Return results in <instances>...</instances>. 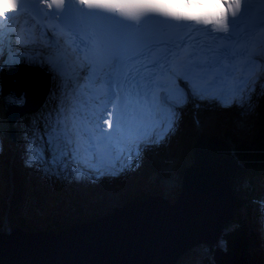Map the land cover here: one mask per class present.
Listing matches in <instances>:
<instances>
[{
    "label": "snow or ice",
    "instance_id": "obj_1",
    "mask_svg": "<svg viewBox=\"0 0 264 264\" xmlns=\"http://www.w3.org/2000/svg\"><path fill=\"white\" fill-rule=\"evenodd\" d=\"M36 2L56 23L30 27L22 19L25 0H0V138L11 127L8 109L24 103L5 95V73L42 70L50 81L46 97L14 126L25 165L46 177L95 182L139 168L144 153L171 142L189 103L243 108L256 91V79L236 83L257 55L251 33L264 26V9L254 13L250 0H221L231 19L175 6L202 0ZM183 28L189 31L176 30ZM200 31L206 38L192 36Z\"/></svg>",
    "mask_w": 264,
    "mask_h": 264
},
{
    "label": "rangeland",
    "instance_id": "obj_2",
    "mask_svg": "<svg viewBox=\"0 0 264 264\" xmlns=\"http://www.w3.org/2000/svg\"><path fill=\"white\" fill-rule=\"evenodd\" d=\"M219 109H221V107H217V112L219 111ZM253 112L258 113L260 116H263V118L259 117L258 121L254 118L252 120V125L253 124L254 125L253 126L248 125V131H247V127H245V125L240 123V121L243 122V120H240V121L231 123L230 126L232 127V129L229 128L230 130H227L226 127H225V130L222 128L223 132H225L226 134H234L236 138L241 141H243V139H246L247 141L251 139V144H252L254 141L253 138H254L255 133H257V131L259 130L258 128L263 126L264 124V122L262 124V119L264 120V97L258 98V101L253 103ZM205 116H214V115L209 114ZM230 117L235 118L237 116H230ZM251 117H257V116H251ZM14 120L15 121L19 120V116H15ZM207 120L209 121H207V125L204 128H207L206 130H208L210 134L215 135L217 131L209 123L211 122L213 123L214 120H219V119L213 117L212 120L210 119H207ZM186 121H188L189 123H187ZM220 125H221V122L219 120L218 126L221 127ZM215 128L218 129L217 127ZM235 128H238V130ZM192 130H195V136L190 134ZM231 130L233 133H230ZM243 130L247 131L246 136L244 135ZM248 133H249L250 138L247 135ZM202 136L203 135L201 134V129L199 128L198 130L194 122H191L188 117L183 119V124L179 128L177 134L175 135L177 139L173 140L176 142L177 148L175 145H173L172 149H169V147H167L166 145H161L156 148L153 147L151 151L144 153V155L141 158V163H140L139 168H134L133 170H129L124 174H120L122 177L128 179L130 183L128 184V186L122 185L121 183L122 187L119 190L124 189L122 190V192H127V193L133 192L131 193L132 196L137 195L138 197L141 191H144V193H146L145 198H147L149 195L153 193L154 195L157 194V196L160 195V192L162 194H165V190H168L169 192H171V195L169 194V192L166 194V196H168L167 200H163V202H159L156 204L166 205L168 204V202L174 203L178 197V190L182 188L183 180L185 178V171L188 170L191 167V165L192 166L194 165L193 164L195 162L194 160H196L197 158H201V156H199L198 154L197 148L200 147L199 144L203 142ZM3 138L7 140L8 134L3 136ZM189 139H191L190 142H189ZM259 142L261 144H264V135L259 139ZM180 143H181V146H180ZM5 147H6V144H3V148ZM20 147L21 145H18V148ZM217 152L218 154L220 152V148L218 147H217ZM257 152L258 154H254V155L249 154L248 155L249 160L246 162V165L245 166L242 165L241 167L244 168V167L251 166L252 168L257 165L264 166V145H261V146L259 145V149ZM229 158H230V162L233 163V165L243 164V163H240L239 160H235L234 158H231V157ZM258 158H259L258 160L259 163H256V160ZM8 163H9L8 152L0 148V205L1 203H3V205L1 206H4L5 208V217H4L5 231H7V228L9 230H15V225H13L12 223V221H14V218L12 217V215L8 214V211H7L8 205L18 203L21 200H23L22 203H27L29 206L25 205L26 210H22V212H19L21 211L20 208H16L15 206V208L12 209V211L14 212L13 214H16L18 217H22L23 220H25L30 225H32L31 224L32 221L28 218H33V216H40L42 219H44L47 222V223L45 222L43 223V225H45L47 228L44 229L41 235H34V237L50 236V234L49 235H45V234L49 232L50 233L53 232L52 230L53 228L51 227L52 222L53 223L59 222V224L57 225V228H62V229H63V226L80 227V226H84L85 224H88L89 220L93 218H97L98 220L100 218L105 217V215L109 216V214L114 213L113 204H111L110 206L108 203L110 207H107V203H104L106 196H103V197L101 196L102 199L99 198V196H97L96 199H91V198L88 199V197H91L92 194H85L84 189L81 193L80 191L71 188L69 183L62 184L61 182L68 181V178L66 176L59 177V178L55 176L47 177L49 180V183H48L49 186L47 188H42V191L46 190L47 192V194L45 195L41 192V189L39 186L37 187L30 186L28 183L23 182L21 179L17 180V182H13V186L16 187L15 188L16 190L11 191L8 188V179L5 174V172L8 173L7 171ZM107 163H108L107 169L112 167L111 162H107ZM221 165H222V169L224 171H227L228 169L227 164H221ZM204 167H205L204 169H207L208 164H206ZM138 169H141L144 171L146 170L150 172L151 176L149 175V173H145V174L142 173V174H138V177H136ZM261 173L259 172L257 173L256 171H254L251 173L253 177H249L247 176L248 175L247 171L243 170L240 173V170H238L236 166H234V168H231V170H229V173H228V176H230L229 184H230V189H231L229 190L228 196H227L228 202H226V200H222L218 202V205L219 206L222 205L223 207H228V205L238 204L244 197V195L241 193V190L248 186L246 183L243 182V179L248 178L246 181L249 182L251 185L255 182L254 179L256 177L261 176L260 181L263 182L264 184V170L261 171ZM242 176H245V177L242 178ZM155 177H157V179L160 180L161 182L160 186L154 183L153 180H156ZM123 181L126 183L125 180ZM135 184L138 185L140 189L133 191ZM26 186L30 189L29 193L30 195H33V198H30L28 193H27L28 194L27 198L22 197L24 192H27ZM21 187H22L21 190H23V192L19 191V188ZM150 188L152 189V191L149 190ZM57 190L58 191L60 190L59 193L62 192L64 194L63 199H56L58 198L59 194L57 193L54 194V192H56ZM117 195L119 196V198L122 196L127 197L125 194L121 192L117 193ZM52 200L57 203V206L59 207L57 210L55 209L56 207H53V205L50 203L52 202ZM151 200H154V199H149L148 201L152 203ZM122 202H126V201H122ZM50 204L52 206H50ZM60 204H62L63 206L60 207ZM38 205L39 207L37 208V210H35V208ZM27 209L28 210L32 209L33 211L36 212V214L29 216L28 214H26ZM175 209L177 211L178 207H175ZM250 214H251V210H246V215H245L246 218ZM179 215L180 214L178 212L176 216L179 217ZM206 217H207V214L204 212H201L198 215V220L200 218H202V221L205 220L204 224L202 223L201 220L199 221L201 222V225H203L205 229H210V231L212 232L218 227V225L217 223L212 222L210 218L206 219ZM37 218L34 219V221L36 222L35 225H37L39 221ZM242 218H243V213L241 214V220L239 221H242L241 223L242 228H245V224H248V222L246 221L249 218L247 219L246 218L242 219ZM250 222L256 223L257 228L255 229V244L257 247L259 244V250H261L262 247L264 246V226L261 223V219L258 221L256 218H251ZM209 223H211L212 227H209ZM232 224H235V226L239 225L236 222V219L233 218L225 224L224 229L228 232L229 227ZM222 225L223 224L221 222L220 227H222ZM239 226L241 227V225ZM196 227H199V226H196ZM220 227L216 231V233H219ZM234 228H235V231L232 232L233 235L229 234L230 235L229 236L227 233H224V236L226 237L227 235L229 239L223 240V238L220 237V239L218 240L216 236L212 239V241L208 242V241L203 240L204 239L203 235L198 236L200 240H197L195 245L190 250L186 251V253H184L183 255L181 254L176 264H224L221 260V258H223V255H224V258L225 256H227L228 258L234 257L236 259H239L240 256H243L242 260L244 264H246L244 260L246 261V256H248V264H250V262L253 263V260H250V257L254 258V255L251 252L253 251V249L251 250L250 247L248 246L242 247L241 245L233 249L230 246L231 240L238 239L237 240L238 243L240 241V238H239L240 230L237 231L236 227ZM38 229L39 228H37L36 231L40 230ZM57 233H59V231ZM75 234L76 233L74 234L72 233V235H75ZM194 235H195L194 232L189 233V236L194 237ZM225 241H228L229 244H226ZM80 247H83V246H80ZM259 250L257 248L255 252L256 256L261 255L260 254L261 251ZM222 252L224 253L223 255L221 254ZM80 254H81L82 259H84V257H88V256H85L86 254L85 252H81ZM138 254L139 253H137L134 250V253L132 254V256H136ZM112 256H113V259H111V256H109V259L114 260V261H119V260L121 261L122 258H124L125 254L112 253ZM170 257L171 256L167 254H165V256H162L164 260L169 259ZM98 259H102V258H97V260L94 262L96 263L100 261ZM259 260L263 261L264 259L260 257Z\"/></svg>",
    "mask_w": 264,
    "mask_h": 264
},
{
    "label": "water",
    "instance_id": "obj_3",
    "mask_svg": "<svg viewBox=\"0 0 264 264\" xmlns=\"http://www.w3.org/2000/svg\"><path fill=\"white\" fill-rule=\"evenodd\" d=\"M197 151L201 158L194 160V165H191L185 171V178L177 197L178 200H175L176 203L156 204L163 202V200L159 199L151 200L152 203L150 201L138 202L134 204L135 206L127 208L128 210H114V213L98 220L96 219L97 221L94 220L92 221L93 223L66 229L63 233L50 235L52 237H33L18 232L11 234L0 233V264H124L123 260L113 261L109 259L113 252L104 253L108 259L102 257L103 250L108 251V248L113 245V243L111 245L106 243L105 231H114L115 236L122 238L126 242L125 245H122V249H127L126 246L130 240L135 245L137 241H141L142 237H147L145 242L162 239L159 242L160 244L156 242V245H146L147 250L142 253L139 252L140 248L138 249L139 251L135 250L139 253L136 256H132L134 250L131 253L128 250V254L124 258L134 264H176L181 254L183 255L190 250L196 242L188 241L191 238L192 240L198 238L195 235L194 237L189 236L193 229L191 226L189 229L185 228L183 218L185 216H193L198 219V215L204 212L207 214L206 219L217 216V220L214 222L217 223L218 219L221 218L219 214L224 208L222 205H218V202L222 200L217 199V197L221 196L220 193L223 192L226 196L225 200L228 202V173L231 168L238 165H233L230 162L229 157L231 156L225 150L226 155L223 154L220 157L216 146L198 147ZM224 158L227 160L228 169L225 172L226 176L224 174L221 178V174L224 172L221 165ZM206 164H208V167L204 169ZM140 206L143 207L140 208ZM231 206L228 205L226 207L227 219L231 215ZM175 207H178L177 211ZM131 209H136L137 211L133 213ZM178 212L180 214L179 217L176 216ZM199 220L202 221V218ZM225 221L223 219L222 224ZM204 222L205 220L202 221L203 224ZM220 225L214 231H210V234L216 233ZM176 230H181L184 233L181 235L176 234ZM220 231L216 233L217 237ZM72 233L76 234L72 235ZM168 236L177 237L184 240L185 243L177 246L165 238ZM213 238V234L210 235L209 241H212ZM162 244H165V246H162ZM178 247H180V250L176 251ZM152 249L159 252L155 255ZM81 252H85V256H88L89 253L92 254L96 260L97 258L102 259H98L100 261L96 263L90 260L89 256L82 259ZM165 254L171 257L164 260L162 256H165ZM221 260L224 264H235L233 262L234 259L227 256L224 258V255Z\"/></svg>",
    "mask_w": 264,
    "mask_h": 264
},
{
    "label": "bare ground",
    "instance_id": "obj_4",
    "mask_svg": "<svg viewBox=\"0 0 264 264\" xmlns=\"http://www.w3.org/2000/svg\"><path fill=\"white\" fill-rule=\"evenodd\" d=\"M26 2L28 1V0H25ZM35 15H36V13L34 12L32 15H31V17L29 18V22H30V24H29V26L30 27H35V25H47V23H46V21H45V19H39V21H38V19L35 17ZM36 21H38L36 24H35V22ZM44 22V23H43ZM262 28L264 29V26H262ZM0 55H2V53L0 54ZM21 67H24V66H21ZM21 67H18V68H21ZM23 69V70H22ZM22 69H18V70H16V71H14V72H11L10 73V76L8 77V79L6 80V82L4 83L3 82V84H4V92H5V95H7L9 92H13V93H15V95L17 96V97H20V96H23V98H24V101L26 100H28V98L30 97L31 99H34L36 102H39L38 101V97H40V93L38 92V90H35V87H36V85H41L42 86V88L47 92L48 91V89H47V83L48 84H50V81H49V78H48V76L41 70L40 71V69H38V68H35L37 71H40L39 72V75H40V77H42V79H44V80H37L35 77H34V74H35V71H32L31 69H29V68H22ZM37 71H36V73H37ZM6 74L7 73H5V76H6ZM35 81H37V82H35ZM47 82V83H46ZM18 85V86H17ZM49 86V85H48ZM19 89H20V91H19ZM24 91H23V90ZM33 92L34 93V95H29L30 93L29 92ZM45 91H42V96L41 97H43V98H45L46 97V92ZM30 106V105H29ZM207 106V105H206ZM214 107V109L213 110H215V108H217V107H215V106H213ZM204 110H206V111H204ZM240 110H244L243 108H241ZM207 111H209V109L207 108V107H205V106H203V110H201L200 111V115L201 116H190L191 117V119L192 120H194V121H201V122H203V121H209V120H207V119H210V120H212L213 119V117L214 118H217V119H219L218 117L219 116H205L208 112ZM25 112H26V114H29V113H32V111H31V109L30 108H27L26 110H25ZM242 112H244V111H242ZM191 113V112H190ZM235 114H236V112L233 110V111H231L230 113H229V115L230 116H235ZM23 116H21V118H22ZM186 117L185 116H182V119H185ZM6 119H7V121H8V123L10 124H13V125H15V120H14V118H13V116H6ZM244 118H243V116H240V120H243ZM220 120V119H219ZM187 123H189L188 121H186ZM221 122V121H220ZM211 126H212V122L211 123H209ZM222 128H225L226 127V129L227 130H230V129H232V127L230 126V125H228L226 122H224V123H222L221 122V125H220ZM228 127V128H227ZM15 128V127H14ZM230 128V129H229ZM216 131L218 130V129H216V128H214ZM235 129H237L238 130V128H235ZM16 130V129H15ZM195 133V131L194 130H192V132H190V134H194ZM204 134H206V135H213V134H210L209 133V131L208 130H204V132H203ZM7 134H9V133H7ZM230 135V134H229ZM245 136H246V134H245ZM177 137V136H176ZM175 136L171 139V142L170 143H168L166 146L167 147H169V149H172V147H173V145H175L176 146V148H177V144H176V142L175 141H173V140H176L177 138H176ZM14 138V135H12V139ZM213 138V140H215L218 144L219 143H222V142H226V143H234V144H237V146H239V145H242V144H240L237 140H234V141H228V140H224V141H222L221 140V142H219L220 140L217 138V137H212ZM3 144H8V142H7V140H5L3 137L2 138H0V148H2V149H4L3 148ZM12 145L14 146V147H16L17 149H19V150H21V147L20 148H18V145H20L18 142H16V141H14L13 143H12ZM180 146H181V143H180ZM199 146L200 147H202V146H204V147H208V146H206L205 145V143H200L199 144ZM183 147V146H182ZM154 148H156V147H154ZM218 148H220V147H218ZM228 152H232V149H228L227 150ZM220 157H221V155H226V152L223 150V149H221L220 148ZM231 155H233V153H231ZM18 160V159H17ZM18 161H20V160H18ZM12 162L15 164V162L12 160ZM20 162H22V163H24V161H20ZM227 163V160H225V159H222V164H226ZM25 164V163H24ZM16 165V164H15ZM26 166V165H25ZM106 168H108V163H106ZM240 166V167H239ZM241 166L242 165H237V167L236 168H241ZM16 167V166H15ZM14 167V168H15ZM113 167V166H112ZM112 167H110V168H112ZM110 168H109V170H110ZM16 169V168H15ZM112 171V170H111ZM8 172H9V170H8ZM226 171H224V172H222V174H221V177H223L224 176V174H225V176H226V173H225ZM5 174H6V176H7V179H8V183H12L13 181H11V175H9L7 172H5ZM191 175V174H190ZM254 175H256V174H254ZM38 177H46V176H44V175H42L41 173H38V174H36L35 173V171H30L28 174H25V173H20L19 175H16V178L18 179V180H20V179H28V181H33V180H35V179H37ZM107 179H111L112 178V176H105ZM109 177V178H108ZM114 177V176H113ZM113 179V178H112ZM248 179V178H247ZM247 179H244V181H246ZM85 182L86 183H88V180H85ZM120 183V184H119ZM121 183H122V185H126V183L123 181V182H120L119 180L118 181H115L114 182V186L115 187H117L118 189H120L121 187H122V185H121ZM127 186V185H126ZM251 186H253V190H255L256 191V194H258V190H260V186H258V183H253V184H251ZM86 188H87V190L85 191L86 192V194H91V190H90V188H89V186H85ZM22 188V187H21ZM123 190V189H122ZM249 190V188H247V189H242L241 190V193L242 194H244L246 191H248ZM29 194V196H30V198H33V195H30V193H29V190H27V192H24V194L22 195V197L23 198H27L28 197V194ZM56 193H58V190L56 191ZM159 195V194H158ZM220 195L221 196H219V197H217V199H219V200H225L226 199V196H225V194L223 193V192H221L220 193ZM223 196V197H222ZM156 198H161V195H159V196H157V194H155V199ZM121 199V197L119 198V199H116V200H120ZM25 200V199H24ZM126 202H129L128 201V199L127 200H125ZM52 205H53V207H56L55 209L57 210L59 207L57 206V203L55 202V201H53L52 200V202H50ZM104 203H107L106 201H104ZM50 204V206H52ZM115 205V204H114ZM45 206V205H44ZM63 205L62 204H60V207H62ZM133 206H135L134 204H130V208L131 207H133ZM139 207V206H138ZM141 207H143V206H140V208ZM113 208H116V206H114ZM136 208H137V206H136ZM29 209V208H28ZM27 209V213L26 214H28L29 216L30 215H35V211H33L32 209H30V210H28ZM36 210V209H35ZM126 210H128V209H126ZM131 211L134 213L135 211H137L136 209H131ZM27 215V216H28ZM134 215V214H133ZM219 215H221L220 217L221 218H219L218 219V221H217V224L218 225H220L221 224V222L223 221V219L224 220H227V218H226V215H227V208L226 207H224L222 210H221V214H219ZM106 216V215H105ZM37 217L36 216H33V218H28V219H30L31 221H32V225L33 226H38V227H40V225H38V224H42V227L43 228H47L45 225H43V223L45 222V223H47L44 219H42V218H40V217H38L37 219L39 220V218L41 219V222H39L38 221V224L37 225H35L36 224V222L34 221V219H36ZM249 219H250V216H249ZM217 220V216H213V217H211V221L212 222H215ZM246 222H248V227L250 226L251 227V229L253 230V228L254 229H256L257 228V226L256 225H254L252 222H250V220L248 221H246ZM89 223H93L92 221H90L89 220ZM183 225H185V228L186 229H189V227H190V225L192 226V229H193V232L195 233V236H200V235H203V237H204V239L205 240H207V241H209L210 240V229H205L204 227H203V225H201V222L196 218V217H193V216H185L184 218H183ZM200 225H201V227H200ZM196 226H199V227H196ZM209 227H212V225H209ZM42 228V229H43ZM119 228V227H118ZM40 230L39 231H36V230H31V235L34 237V233L35 232H37V233H41L42 232V229H41V227L39 228ZM65 230H61V231H59L60 233H63ZM235 231V228L232 230V232H234ZM7 233H9V232H7ZM176 234H179V235H181L182 233H184L183 231H181V230H176V232H175ZM213 234V236L214 237H216L217 235L213 232L212 233ZM211 234V235H212ZM104 237H105V239H106V243H109L110 245H111V243H113V245H111L109 248H108V251L106 250L105 251V249L103 250V253H102V257L103 258H105V259H108L107 258V256H106V254H104V253H106V252H108V253H110V252H113L114 254H118V253H121V254H128L127 253V251L129 250L130 251V253L133 251V250H138L139 248V252H144L145 250H147V246L146 245H156L157 243L156 242H158V244H160L159 242H161V240L162 239H159V240H155L154 239V241H149V242H145V241H147V237H142L141 238V241H137L136 243H135V245H134V242L132 241V240H130L129 241V243H128V245L126 246V248L127 249H122V245H125V243L126 242H124V240L122 239V238H120V237H118V236H115V232L114 231H105L104 232ZM165 238H167V239H169L173 244H175V245H183L184 243H185V241L184 240H181V239H179V238H177V237H174V236H168V237H165ZM216 238H218V237H216ZM197 240H200L199 238H194L193 240H192V238L188 241V242H190V241H192V242H194V241H197ZM204 240V241H205ZM233 242H234V240H233ZM144 243V244H143ZM196 243V242H195ZM208 243V242H207ZM117 244V245H116ZM162 246H165V244H162ZM102 247H103V245H102ZM104 247H105V245H104ZM98 249V248H97ZM148 249H150V247H148ZM153 250V253L156 255V253H158L159 251L158 250H155V249H152ZM180 250V247H178L177 248V250L176 251H179ZM254 251V250H253ZM259 251H261L260 252V256L258 255L257 256V258L255 259V260H253V264H257V262H258V259L261 257L262 259H264V246L262 247V249L261 250H259ZM88 256H89V258H90V260H92V261H96V258L94 257V256H92V254H88ZM218 258V257H217ZM111 259H113V256L111 255ZM240 260H241V258H239ZM122 260H123V262H124V264H134V263H132V262H130L128 259H125V258H122ZM114 261V260H113ZM233 262H235V264H239V263H237V261L234 259L233 260ZM244 262H245V260H244ZM139 264H142V263H139ZM244 264V263H243Z\"/></svg>",
    "mask_w": 264,
    "mask_h": 264
},
{
    "label": "trees",
    "instance_id": "obj_5",
    "mask_svg": "<svg viewBox=\"0 0 264 264\" xmlns=\"http://www.w3.org/2000/svg\"><path fill=\"white\" fill-rule=\"evenodd\" d=\"M261 134H259L256 138H255V140H254V142L251 144V145H246L245 144V146H243V145H239V148H238V158H239V160H241L242 161V163L244 164V166L246 165V162L249 160V154L250 155H254V154H258V149H259V145L261 146V145H264V144H261L260 142H259V139H260V136ZM190 140L191 139H189V142H190ZM259 143V144H258ZM246 152H249V153H247L246 154ZM233 154L235 153V152H232ZM248 157V158H247ZM259 158L256 160V163H259ZM243 164H241V165H243ZM244 168H246V169H248V170H250V172H254V171H259V170H261V169H264V166H261V165H257V166H254V167H252L251 168V166L250 167H244ZM251 219V218H250ZM250 219H248V221L250 220ZM32 224V223H31ZM30 226V229L33 231V230H36L37 228H39L38 226H33V225H29ZM53 228V227H52ZM249 228H251L250 226H249ZM245 232V231H244ZM225 233V232H224ZM242 242V241H241ZM230 243H231V247L234 249V248H236L237 246H238V241L237 240H234V242H233V240H231L230 241ZM244 245H246L245 244V242H242ZM248 257V256H247Z\"/></svg>",
    "mask_w": 264,
    "mask_h": 264
},
{
    "label": "clouds",
    "instance_id": "obj_6",
    "mask_svg": "<svg viewBox=\"0 0 264 264\" xmlns=\"http://www.w3.org/2000/svg\"><path fill=\"white\" fill-rule=\"evenodd\" d=\"M211 2H215V0H210V3H211Z\"/></svg>",
    "mask_w": 264,
    "mask_h": 264
}]
</instances>
